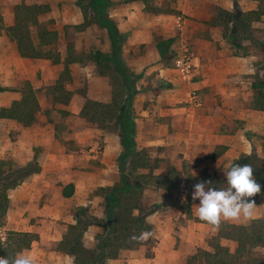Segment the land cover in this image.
Instances as JSON below:
<instances>
[{"label": "crops", "instance_id": "0c3cea01", "mask_svg": "<svg viewBox=\"0 0 264 264\" xmlns=\"http://www.w3.org/2000/svg\"><path fill=\"white\" fill-rule=\"evenodd\" d=\"M112 1L115 4L109 6L107 12L118 30L126 34L122 47L123 60L127 68L137 74V93L133 100L136 147L164 149L161 157L166 158V161L167 155L170 157L171 152H174L177 156L183 155L181 160L194 162L197 158L212 156L218 147L224 146L222 153L207 160L211 163L206 172L216 174L219 178L225 175H220L215 170L217 160L230 156L227 166L242 154L258 151L261 139H257L254 133H264V111L250 107L248 101L252 95L254 67H262L264 53L247 38L242 39V44L248 48L247 52L234 53L228 31L225 35L224 23L219 19L218 13L219 9L232 12L233 18L242 21L243 13L258 9V0ZM25 3L37 2L32 0ZM151 8L158 10L154 12ZM49 12L50 10L41 14L39 21L48 19ZM75 14L73 20L66 12H63L62 17L68 19V23H78L81 17L78 12ZM4 23L2 29L0 27V86L7 90L0 91V108L9 107L14 100L20 99L25 83L34 89L39 105L36 120L30 126H23L13 119L0 118V124L8 123L11 130L17 131L13 140L0 133V149H5L3 153L10 152L12 165H23L37 153L39 166V171L31 174L20 185V190L16 188L18 200L14 203L26 222L11 223L8 218L5 224L16 225V229H19L16 231L35 233L38 239L46 238L45 233L37 230L34 227L37 225L30 223L28 218L38 217L36 221L50 223L55 228L60 226L61 233L55 238L59 241L67 226L74 223L71 214L74 207L104 200L94 191L100 186L112 185L120 178L118 159L123 147L119 134L100 132L95 125L79 115L85 99L104 103L111 101L110 79L98 73L92 60L72 62L69 64L71 80L65 84L66 89L71 92L69 102H54L51 88L63 70L62 62L66 51L58 50L61 61L56 64L45 58L22 57L16 43L5 31V27L14 23V10L5 13ZM258 23L264 25L263 20L251 22L252 36L263 41V28L261 25L258 28ZM104 31L102 42L97 43V47L102 53H108L110 41L107 31ZM171 37L174 38L170 46L171 59L165 64L160 60L156 39ZM186 50L191 55L193 65V77L189 81L183 79L178 69L171 67L172 57L181 55ZM74 55H78L76 50ZM193 90L199 91L197 105L190 99V91ZM57 110L68 112L62 121L65 122L64 132L74 140V149L68 147V142L65 144L56 138L58 129L51 118L52 112L58 114ZM8 133L10 134V130ZM89 136L100 138L102 149L99 155L81 154ZM25 144L27 148L22 149ZM31 149L33 151L29 154ZM154 172L165 173L163 169H156ZM184 180L181 181L178 193ZM70 183L74 186L73 193L64 197L63 188ZM145 191L144 202L148 204ZM162 192L164 193L163 190ZM256 205L260 213L253 219L264 217L261 212L264 203ZM100 206L103 208L101 212H104L105 204ZM26 212L30 214L25 215ZM171 212L168 214L170 218L178 219L179 222L185 220L189 223L193 220V214L180 221L181 218H177V215L172 217ZM152 215L153 210L147 220L152 224L158 240L152 256H144L142 253L145 254L146 245L140 244L136 246L139 247L138 251H134L136 247L121 250L117 258L108 259L105 264H185L187 256L193 253L194 245L189 247L188 239H182L177 252L173 250L176 236L172 234L173 228L169 231L168 224L171 223L167 219L153 223L150 220ZM98 231V226L89 225L83 237L86 246H93L94 236ZM216 233L217 231L212 236ZM178 236L180 237L179 233ZM86 237L89 238L88 241ZM194 237L199 239L197 235ZM189 242L194 244L195 239L190 238ZM125 251L128 252V257L120 259L121 253Z\"/></svg>", "mask_w": 264, "mask_h": 264}, {"label": "trees", "instance_id": "16d2710c", "mask_svg": "<svg viewBox=\"0 0 264 264\" xmlns=\"http://www.w3.org/2000/svg\"><path fill=\"white\" fill-rule=\"evenodd\" d=\"M82 1H87V3L84 4ZM258 2L257 10H249L241 17L248 39L254 45L259 46L264 53V42L254 38L250 31L252 21L263 20L264 23V0H258ZM78 3H81L83 21L73 25L74 29L81 31L94 22L108 33L110 52L104 53V55L99 54L98 60L94 52L87 56L96 64L100 75L109 77L111 84L110 102L85 99L79 115L102 132H117L123 152L118 159L119 180L112 185L100 186L94 191L96 195H101L105 200L103 216H85L82 207L72 210L74 223L67 226L56 248L59 252L71 256L73 264H105L108 259L117 258L121 250L132 249L140 244L146 245V257H151L150 247L156 243V240L152 238L147 242L130 240L132 235H139L144 231L153 232L152 224L147 220V216L152 213V210L150 204L144 202V191L148 185H151L162 189L164 196H172L173 193H178L181 181L185 179L186 183L189 178L183 176L181 170L162 158L152 159L148 148L138 149L136 147L133 100L137 93L135 88L137 74L127 68L122 57L126 34L118 30L107 12L108 7L115 2L112 0H78ZM151 10L155 12L158 8H151ZM47 11H49L48 4L20 3L14 8V23L5 27V31L16 43L20 56L45 58L56 64L61 61L60 53L55 48L58 31L39 21V16ZM218 13L219 19L224 23V34L227 35L228 29L231 30L230 23L237 18H233L234 13L223 9H219ZM229 38H231V44L236 41L233 35L229 34ZM173 42V37L156 39L160 60L165 64L171 59L170 46ZM72 62L83 63L84 58L74 55L72 43L67 40L66 56L62 62L63 70L51 88L54 102L59 101L64 104L69 102L71 92L66 89L65 84L71 80L69 64ZM251 83L252 95L248 105L264 111V80L257 77ZM168 86L170 87V84ZM5 90H7L6 87L0 86V91ZM38 108L34 89L25 83L22 87L21 98L14 100L9 107L0 108V118L13 119L23 126H30L36 120L35 114ZM61 112L64 115L68 114L64 110ZM110 124L115 125V130L109 129ZM218 149H220L218 153H222L225 147H218ZM215 156L217 154L214 152L211 157ZM36 158L37 153L34 154L31 162L19 167L11 165L9 161L7 166L14 170H9L4 177L22 178L38 172L39 166ZM234 162L240 165L249 164L253 167V175L257 183L261 185V193L252 199L256 204L264 203V157L252 152L250 155H240L239 159ZM4 163L3 160L0 161V177L5 171ZM156 169H163L165 173L157 174L154 172ZM195 180L199 182L211 181L213 188L227 187L226 177L219 178L216 174L207 172L196 176ZM13 186L9 182L0 184V219L2 218L0 225L5 224V213L9 203L7 190ZM73 189V184H67L63 188V196L69 197L73 193ZM180 210L186 216H191L189 205H181ZM176 215L175 211L171 212L172 217ZM180 221L183 219L181 218ZM92 224L98 226L99 231L94 236L93 246H86L83 237L89 225ZM37 239L38 236L35 233L9 229L4 240L0 235V257L13 259L22 250L30 248L32 242ZM228 242L235 244L233 250L227 245ZM208 246L210 250L196 248L192 254L187 256L185 264H264V255L262 254L264 217L255 218L242 224L223 222L216 235L208 239Z\"/></svg>", "mask_w": 264, "mask_h": 264}, {"label": "rangeland", "instance_id": "374dc122", "mask_svg": "<svg viewBox=\"0 0 264 264\" xmlns=\"http://www.w3.org/2000/svg\"><path fill=\"white\" fill-rule=\"evenodd\" d=\"M29 2L32 0H0V27L2 29V27L4 26V16L5 13L9 10H14L15 6L20 4V3H25V2ZM35 2H37L38 4H48L49 5V14L48 19L43 18L42 23H44L47 27H50L52 29H56L58 31V40L56 43L55 48L58 50H62L66 51V43L67 40L69 42L72 43L73 48H75L76 52H77V56L84 58V62L88 61V56L87 55H91V52H94V55L96 56V59L98 60V58H100L98 55L99 54H103L101 51H99L98 47H97V43L102 42V35L103 32H105L104 28H101L99 25H97L96 23L92 22L90 23L86 28H84L83 30L79 31V30H75L73 25L75 24H79L83 21V17H82V12H81V8H80V4L78 3V0H33ZM84 2V4L87 3V1H82V3ZM78 3V4H77ZM51 6L53 8H51ZM164 6V5H163ZM63 12H66V14L71 15V20H73V16L76 15L75 13L78 12L79 16L81 17V21L78 23H68V19H64L62 16ZM53 13V16H52ZM90 18H91V13L89 14ZM239 16V15H238ZM76 17V16H75ZM74 17V18H75ZM259 25H261V28H263V33H264V25L262 26V24H256V26L259 28ZM256 27V28H257ZM65 29V30H64ZM230 31L228 29V35H233L235 36L236 41L232 42V50L234 53H246L247 52V47L244 46L242 44V39L247 38L248 39V35L247 33L244 32L245 26L243 24V21H241V19L237 18L235 19L231 25H230ZM103 30V31H102ZM252 30V29H251ZM250 30V31H251ZM248 32V31H247ZM252 32V31H251ZM250 33V32H248ZM264 35V34H263ZM231 38H229L230 40ZM249 40V39H248ZM251 41V40H250ZM264 42V40L262 41ZM89 43V45H88ZM74 50V52H75ZM81 52V55H79V53ZM87 56V57H86ZM181 55L172 57V61H171V67H174L175 61L178 60V58ZM264 56V55H263ZM262 62V67L258 66V67H254V73L252 75L253 80H255L257 77L261 78L262 80H264V59L261 61ZM250 75V76H251ZM257 76V77H256ZM23 86V85H22ZM21 86V87H22ZM20 87V88H21ZM198 90H193L190 91V96L193 95L195 96V101H192L194 104H198ZM189 100V99H188ZM58 114H55L52 112V118L51 120H54L56 122V129H58V135H56V138L60 139V141L64 142L65 144L68 142V147H71V149L75 148V143L74 140L70 137L69 134H67L66 132H64V124L65 122L62 121L64 120L65 116L62 112L58 111ZM82 117V116H81ZM83 118V117H82ZM87 121V120H86ZM94 126V125H93ZM63 128V129H62ZM97 128V127H96ZM115 125L114 124H110L109 125V129H111L112 131L115 130ZM10 130V134L8 133V131ZM63 131V132H62ZM101 132V130H100ZM0 133L1 135H8L10 136V138L13 140L16 136L17 131L16 130H11L10 126L8 123H3L0 124ZM255 137L260 138V145L258 146V151H250L249 153L255 152L257 155H259L260 157H264V133L263 134H257L254 133ZM1 136V137H2ZM257 138V139H258ZM88 140V143H86V146L83 147L81 154L84 153H89V154H93V152H91L92 149V143L95 140H100V138L98 136H89L86 138ZM27 146L25 144V147H23L22 149H26ZM2 150V151H1ZM5 149H0V161L3 160L5 163V165H3L5 171L4 174L0 177V184L5 182H9L10 184H13L14 186L12 188H9L7 190V194L9 197V206H11L8 210H6L5 213V223L7 222L8 218H10L11 223H16L17 221H19V223L21 221H25L24 219L25 217L21 215L20 211L17 209V204L15 205V201L18 200V193L16 191V188L20 190V185H22L23 182H25L26 180H28L30 178L31 175H27L24 176L22 178H16V176L13 177V179H9L5 178L4 175L8 174L7 172H9V170H14V168L9 169L10 167L7 166V164H9L8 162L11 159V155L9 151H5L3 153ZM9 150V149H8ZM164 149L161 148H157V147H153L150 148L149 150V154L151 156L152 159L154 158H162L161 155L163 156V151ZM220 149H216L215 154L219 155ZM33 151V149L29 150V154L30 152ZM3 153V154H2ZM25 153V152H24ZM248 154V153H246ZM167 163L172 164L175 168L177 167L178 170H181L183 172V176L188 177L189 179L187 180L186 183H183L182 185V189L180 190V192L182 193L181 195L179 193H173L172 196H164V193L162 192V190L156 189L155 187H152L151 185H148L146 187V191H145V196L147 201H149V203L151 204V210H153V215L151 216L153 223L156 222H163L164 219H167V221L171 224H168V228L169 231H172L173 228V232L172 234H174V236H176V241H175V245L173 250H175L177 252L178 248L180 247V242L182 239H188V244L187 246L192 247L191 245H194L193 247L195 251L196 248H204V249H210V247H207V241L208 239H210V237L215 234L216 231L212 230V227L207 224L204 221H200V219L197 217L196 215V209L198 208V204H199V200H193L192 199V191H193V186L199 182L195 180L196 176H199L200 174L206 173L207 169L209 168L208 164H210V161H207L211 155H208L206 157H201V158H197L195 159L194 162H187L185 160H181L180 158H182V154L180 155H176V153L174 154V152H171V155L169 157V154L167 155ZM216 157V156H215ZM213 157V158H215ZM240 157V156H238ZM166 159V158H165ZM165 159H163L164 161H166ZM228 159H230L229 157H223L220 161L217 160L216 163V168L215 170L217 171L218 174H224V171L227 170V166H226V162L228 161ZM33 159L30 158L25 164L31 162ZM234 160H237V158H234L231 163L234 162ZM10 164L12 165V162L10 161ZM23 164V165H25ZM23 165H19V166H23ZM18 166V167H19ZM212 168V166H211ZM158 172H161L158 170ZM195 173V175L193 176V174ZM4 177V178H3ZM11 178V177H10ZM5 180V181H3ZM202 180V179H200ZM92 197V196H90ZM89 198V197H88ZM90 199V198H89ZM105 204V200L100 199V201L95 202L93 201V203H89L87 202L85 205H81L82 209H83V213L85 216H98V217H102L103 216V208L100 206ZM189 205L190 209H191V214H193V218L191 217V220L189 223H186L185 220L183 222H179L178 219H174V218H170V216L168 215L169 212L171 211H178V209H180L181 205ZM34 207V206H33ZM78 206H75L74 209H76ZM100 207V208H99ZM264 207V206H263ZM101 212V213H100ZM261 212L264 215V208H261ZM92 213V214H91ZM260 213V209L256 208L255 209V216H257ZM30 214L29 212H26L25 215ZM32 214H35V211H32ZM167 217H166V216ZM28 218H30V223L35 224L37 226H34L37 230H41L45 233V237L46 238H42V239H38L37 241L32 242L30 248L28 249H24L22 250L19 254L21 253H27L30 254L32 256H34L36 258V264H72V257L69 255H65L61 252H59L56 248L58 241L55 240L56 236L60 235L61 233V228L60 226H58V228L52 227L50 225V223H45V222H40V221H36L38 217H32V216H28ZM177 218H188L184 213H182L180 210L177 213ZM62 219V217H61ZM2 220V218L0 219V221ZM252 220V219H251ZM229 222V221H227ZM233 222V221H231ZM244 222V223H248ZM237 224H242L240 222H234ZM17 226L16 225H0V235L2 237V240H4V237L6 236V232L9 229L12 230H19L16 229ZM154 236L152 237V239L157 240L156 237V232H154ZM178 233L180 234V237L178 236ZM54 237H53V236ZM198 236L199 239L196 240V238L194 236ZM190 238H194L195 242L194 244H191L189 242ZM89 238L86 237V241H88ZM207 240V241H206ZM184 242V241H182ZM202 243V244H200ZM157 244L154 243L153 246H151V251L153 252L154 247ZM227 245L230 247V249H233L235 247L234 243H227ZM146 247V246H145ZM166 247V245H165ZM171 247V246H169ZM186 247V246H184ZM139 247L134 248V251H138ZM145 254L142 253L144 256L147 253V247L145 249ZM18 254V255H19ZM128 254V252L125 251V253L123 252V254L121 253V257L122 258H127L128 256L126 255ZM177 254V253H176ZM262 254L264 255V249H262ZM139 257V256H137ZM177 260V258L175 259Z\"/></svg>", "mask_w": 264, "mask_h": 264}, {"label": "clouds", "instance_id": "9594fccd", "mask_svg": "<svg viewBox=\"0 0 264 264\" xmlns=\"http://www.w3.org/2000/svg\"><path fill=\"white\" fill-rule=\"evenodd\" d=\"M224 175L227 187L213 188L211 181H200L193 186L191 193L193 200H199L197 217L209 224L213 231H217L226 221L244 223L253 219L257 205L252 198L261 193V185L257 183L253 167L249 164L229 163ZM153 236V232L144 231L132 235L130 240L147 242ZM0 264H36V258L21 253L13 259L0 257Z\"/></svg>", "mask_w": 264, "mask_h": 264}, {"label": "built area", "instance_id": "2783aa9c", "mask_svg": "<svg viewBox=\"0 0 264 264\" xmlns=\"http://www.w3.org/2000/svg\"><path fill=\"white\" fill-rule=\"evenodd\" d=\"M174 67L181 72L184 80L189 81L192 79L193 65L191 63V55L187 50L181 54V56L178 58L177 61H175ZM190 99L192 101H195L196 98L195 96L191 95ZM101 149H102V145L100 144V141L99 140L93 141L92 149H91V152H93L92 155H99Z\"/></svg>", "mask_w": 264, "mask_h": 264}]
</instances>
